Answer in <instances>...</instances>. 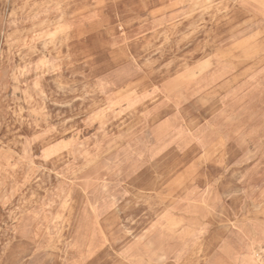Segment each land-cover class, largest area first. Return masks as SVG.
Wrapping results in <instances>:
<instances>
[{"label": "rangeland", "instance_id": "374dc122", "mask_svg": "<svg viewBox=\"0 0 264 264\" xmlns=\"http://www.w3.org/2000/svg\"><path fill=\"white\" fill-rule=\"evenodd\" d=\"M263 44L264 0H0V264H264Z\"/></svg>", "mask_w": 264, "mask_h": 264}, {"label": "bare ground", "instance_id": "6f19581e", "mask_svg": "<svg viewBox=\"0 0 264 264\" xmlns=\"http://www.w3.org/2000/svg\"><path fill=\"white\" fill-rule=\"evenodd\" d=\"M225 1H226V0H225ZM249 1H251V2H253V3H257L259 0H249ZM231 4H232V3H231ZM231 6H232V5H231ZM231 6H230V7H231ZM54 8H55V7H54ZM58 9H59V8H58ZM210 9H211V8H210ZM55 10H56V9H55ZM229 11H230V10H229ZM55 12H56V11H55ZM231 12H232V11H231ZM198 14H199V13H198ZM227 14H228V13H227ZM225 15H226V14H225ZM42 16H43V15H42ZM55 16H56V15H55ZM42 19H43V18H42ZM182 21H183V20H182ZM165 28H166V27H165ZM231 28H232V27H231ZM140 30H141V29H140ZM56 32H57V31H56ZM142 32H143V31H142ZM153 34H154V33H153ZM30 35H31V34H30ZM93 35H94V34H93ZM202 35H203V34H202ZM134 36H135V35H134ZM74 41H75V40H74ZM92 41H93V40H92ZM92 41H91V42H92ZM44 42H45V41H44ZM258 42H259V41H258ZM62 43H63V42L59 43L58 46H62ZM72 43H74V42H72ZM72 43H71V44H72ZM136 43H137V42H136ZM139 43H140V42H139ZM174 43H175V42H174ZM130 44H131V43H130ZM177 44H178V43H177ZM68 45H69V44H68ZM90 45H91V44H90ZM133 45H134V44H133ZM135 45H137V44H135ZM139 45H140V44H139ZM139 45H138V47H139ZM160 45H161V44H160ZM174 45H175V44H174ZM198 45H199V44H198ZM263 45H264V44H263ZM263 45H262V46H263ZM43 47H44V46H43ZM77 47H79V46H77ZM95 47H96V43H95ZM167 47H169V46H167ZM170 47H171V46H170ZM170 47H169V48H170ZM178 47H179V46H178ZM196 47H197V46H196ZM61 48H62V47H61ZM88 48H89V47H88ZM92 48H94V47H92ZM135 48H136V47H135ZM175 48H177V47H175ZM263 48H264V47H263ZM162 49H163V48H162ZM179 49H180V48H179ZM68 50H69V49H68ZM89 51H90V50H89ZM98 51H99V50H98ZM132 51H133V50H132ZM138 51H140V50H138ZM65 52H66V51H65ZM50 53H51V52H50ZM96 53H97V52H96ZM135 53H136V52H134L133 54H135ZM181 53H182V52H181ZM94 54H95V53H94ZM49 55H50V54H49ZM49 55H48V56H49ZM58 55H59V54H58ZM62 56H63V55H62ZM195 56H196V55H195ZM41 57H42V56H41ZM58 57H59V56H58ZM68 57H69V56H68ZM61 58H62V57H61ZM46 59H47V58H46ZM44 60H45V59H44ZM44 60H43V61H44ZM82 60H83V59H82ZM91 60H92V59H91ZM93 60H94V59H93ZM56 61H59V60H56ZM72 61H73V60H72ZM72 61H71V62H72ZM237 62L239 63V61H237ZM243 63H244V62H243ZM260 63H261V62H260ZM262 63H263V62H262ZM80 65H81V64H80ZM56 66L58 67V65H56ZM22 67H23V66H22ZM22 67H21V68H22ZM29 67H30V66H29ZM29 67H28V68H29ZM57 67H56V68H57ZM251 67H252V66H251ZM18 68H19V67H18ZM248 68L250 69V67H248ZM38 69H39V68H38ZM28 70H29V69H28ZM244 70H245V68H244ZM25 71H27V70H25ZM91 71H92V70H91ZM246 71H247V70H246ZM249 71H251V70H249ZM59 72H60V70H59ZM61 72H62V71H61ZM61 72H60V73H61ZM247 73H248V72H247ZM26 74H27V72H26ZM96 74H97V73H96ZM55 75H57V74H55ZM241 75H242V74H241ZM97 77H100V76L98 75ZM18 78H19V77H18ZM24 78H25V77H24ZM52 78H53V77H52ZM52 78H51V79H52ZM205 79H206V78H205ZM0 80H3V79H0ZM64 80H65V79H64ZM19 81H20V80H19ZM23 81H25V79H24ZM26 81H27V80H26ZM59 81H60V80H59ZM68 81H69V80H68ZM71 81H72V80H71ZM202 81H203V80H202ZM202 81H201V82H202ZM51 82H52V81H51ZM64 82H65V81H64ZM72 82H73V81H72ZM198 82H199V81H198ZM19 83H20V82H19ZM100 83H101V82H100ZM41 84H42V83H41ZM44 84H45V83H44ZM148 84H149V83H148ZM198 84H199V83H198ZM0 85H1V84H0ZM51 85H52V84H51ZM53 85H55V84H53ZM234 85H235V84H234ZM71 86H72V85H71ZM231 86H233V85H231ZM42 87H43V86H42ZM48 87H49V86H48ZM66 87H67V86H66ZM78 87H79V86H78ZM145 87H146V86H145ZM92 88H93V87H92ZM140 88H141V87H140ZM229 88H230V87H229ZM263 88H264V86H263ZM43 89H44V88H43ZM69 89H70V88H69ZM69 89H68V90H69ZM79 89H80V88H79ZM227 89H228V88H227ZM260 89H261V88H260ZM61 90H62V89H61ZM63 90H64V89H63ZM68 90H66V91H68ZM88 90H89V89H88ZM50 91H51V90H50ZM66 91H65V92H66ZM143 91H144V90H143ZM225 91H226V89H225ZM258 91H259V90H258ZM41 92H42V91H41ZM44 93H45V92H44ZM52 93H53V92H52ZM88 93H89V92H88ZM104 93H106V92H104ZM221 93H222V92H221ZM63 94H64V93H63ZM90 94H91V93H90ZM90 94H89V95H90ZM100 94H101V93H100ZM241 94H242V93H241ZM53 95H54V94H53ZM206 95H207V94H206ZM42 96H43V95H42ZM54 96H55V95H54ZM59 96H60V95H59ZM98 96H99V95H98ZM55 97H56V96H55ZM83 97H85V96H83ZM202 97H203V96H202ZM61 99H62V98H61ZM93 99H94V98H93ZM73 100H74V99H73ZM96 100H97V99H96ZM68 101H69V100H68ZM76 101H77V100H76ZM54 102H55V101H54ZM71 102H72V101H71ZM44 103H45V102H44ZM74 103H75V102H74ZM90 103H91V102H90ZM59 104H60V103H59ZM242 104H243V103H242ZM81 105H82V104H81ZM48 106H49V105H48ZM53 106H54V105H53ZM55 106H56V105H55ZM63 106H64V105H63ZM71 106H72V105H71ZM76 106H77V105H76ZM110 107H111V106H110ZM50 108H51V107H50ZM67 108H68V106H67ZM68 109H69V108H68ZM80 109H81V108H80ZM75 110H77V109H75ZM70 112H71V111H70ZM100 112H101V111H100ZM123 112H124V111H123ZM212 113H213V112H212ZM125 114H126V113H125ZM209 114H210V112H209ZM72 115H73V114H72ZM56 116H58V115H56ZM100 116H101V115H100ZM66 117H67V116H66ZM125 117H126V116H125ZM129 118H130V117H129ZM195 118H196V117H195ZM196 120H197V119H196ZM196 120H194V121H196ZM189 121H190V119H189ZM187 122H188V121H187ZM191 123H192V122H191ZM63 125H64V124H63ZM233 125H234V124H233ZM164 126H165V125H164ZM231 127H232V126H231ZM64 129H65V128H64ZM190 129H191V128H190ZM190 129H189V130H190ZM153 130H154V129H153ZM189 130H188V132H189ZM159 131H160V130H159ZM162 132H163V131H162ZM184 132H185V131H184ZM184 132H183V133H184ZM70 133H71V132H70ZM164 133H165V132H164ZM163 135H164V134H163ZM159 136H160V135H159ZM176 136H177V135H176ZM157 138H158V137H157ZM63 143H64V142H63ZM63 143H62V144H63ZM169 143H170V142H169ZM65 144H66V143H65ZM65 146H66V145H65ZM162 146H163V145H162ZM162 146H161V147H162ZM168 146H169V145H168ZM55 147H56V146H55ZM60 147H61V146H60ZM67 147H68V146H67ZM164 147H165V146H164ZM166 147H167V146H166ZM169 148H170V147H169ZM54 151H55V150H54ZM54 151H53V152H54ZM57 151H58V150H57ZM167 151H168V150H167ZM58 152H59V151H58ZM157 152H158V151H157ZM169 152H170V151H169ZM43 154H44V153H43ZM141 154H142V153H141ZM155 154H156V153H155ZM160 154H161V153H160ZM145 155H146V154H145ZM160 156H161V155H160ZM168 156H169V155H168ZM138 157H139V156H138ZM46 158H47V157H46ZM48 158H49V157H48ZM139 158H140V157H139ZM154 158H155V157H154ZM160 158H161V157H160ZM174 158H175V157H174ZM140 159H141V158H140ZM169 160H170V159H169ZM167 161H168V160H167ZM167 161H166V162H167ZM157 162H158V160H157ZM128 163H129V162H128ZM40 165H41V164H40ZM44 165H45V164H44ZM49 166H50V165H49ZM158 166H159V165H158ZM41 167H42V166H41ZM145 168H146V167H145ZM43 169H44V168H43ZM146 169H147V168H146ZM53 170H54V169H53ZM42 171H43V170H42ZM48 171H49V170H48ZM52 172H53V171H52ZM46 173H47V172H46ZM48 173H49V172H48ZM50 173H51V172H50ZM135 175H136V174H135ZM153 176H154V175H153ZM172 177H173V176H172ZM131 178H132V177H131ZM131 178H130L129 180H132ZM133 178H134V177H133ZM135 178H136V177H135ZM127 181H128V180H127ZM114 184H115V183H114ZM133 186H134V185H133ZM120 187H121V186H120ZM263 187H264V186H263ZM130 189H131V188H130ZM133 189H134V188H133ZM138 189H139V188H138ZM138 189H137V190H138ZM157 190H158V189H157ZM198 191H199V190H198ZM124 193H125V191H124ZM142 193H143V192H142ZM262 193H263V192H262ZM148 194H149V193H148ZM68 195H69V194H68ZM72 195H73V194H72ZM126 195H127V194H126ZM137 195H138V194H137ZM255 195H256V194H255ZM66 196H67V195H66ZM113 196H114V195H113ZM117 196H118V195H117ZM127 196H128V195H127ZM71 197H72V196H71ZM140 197H141V196H140ZM61 198H62V197H61ZM72 198H73V197H72ZM76 199H77V198H76ZM85 199H86V198H85ZM70 200H71V199H70ZM124 200H125V199H124ZM103 201H104V200H103ZM109 201H110V200H109ZM185 201H186V200H185ZM77 202H78V201H77ZM71 203H72V202H71ZM67 204H68V203H67ZM110 204H111V203H110ZM187 204H188V203H187ZM49 205H50V204H49ZM59 206H60V205H59ZM193 206H194V204H193ZM94 207H95V206H94ZM94 207H93V208H94ZM187 207H188V206H187ZM191 207H192V206H191ZM195 207H196V206H195ZM198 207H199V206H198ZM200 207H202V206H200ZM6 208H7V207H6ZM53 209H54V208H53ZM68 209L70 210V208H68ZM112 209H113V208H112ZM112 209H111V210H112ZM180 209H181V208H180ZM203 209H204V208H203ZM5 210H6V209H5ZM66 210H67V209H66ZM101 210H102V209H101ZM196 210H197V209H196ZM83 211H84V210H83ZM199 211H200V209H199ZM202 211H203V210H202ZM202 211H201V212H202ZM70 212H71V211H70ZM89 212H90V211H89ZM202 213H203V212H202ZM206 213H207V212H206ZM68 214H70V213H68ZM185 214H186V213H185ZM205 215H206V214H205ZM209 215H210V214H209ZM55 216H56V215H55ZM167 216H168V215H167ZM49 217H50V215H49ZM68 217H69V216H68ZM165 217H166V216H165ZM181 218H183V216H182ZM52 219H53V218H52ZM62 219H63V218H62ZM100 219H101V218H100ZM14 220H15V219H14ZM90 220H91V218H90ZM163 220H164V219H163ZM56 221H57V220H56ZM60 221H61V220H60ZM63 221H64V220H63ZM178 221H179V220H178ZM191 221H192V218H191ZM194 221H195V219H194ZM67 222H68V221H67ZM166 222H167V221H166ZM172 222H173V221H172ZM192 222H193V221H192ZM196 222H197V221H196ZM194 223H195V222H194ZM194 223H193V224H194ZM197 223H198V222H197ZM197 223H196V224H197ZM61 224H62V222H61ZM66 224H67V223H66ZM231 224H232V223H231ZM165 225H166V224H165ZM184 225H185V224H184ZM218 225H219V224H218ZM218 225H217V226H218ZM52 226H53V225H52ZM60 226H61V225H60ZM175 226H176V225H175ZM190 226H191V225H190ZM192 226H193V225H192ZM200 226H201V225H200ZM230 226H232V225H230ZM173 227H174V226H173ZM187 227H188V226H187ZM157 228H158V227H157ZM171 228H172V227H171ZM175 228H176V227H175ZM184 228H185V226H184ZM184 228H182L183 231H184ZM199 228H200V227H199ZM55 229H56V228H55ZM61 229H62V228H61ZM193 229H194V228H193ZM100 230H101V229H100ZM202 230H203V229H202ZM196 231H197V230H196ZM65 232H66V230H65ZM156 232H157V231H156ZM167 232H168V231H167ZM173 232H174V231H173ZM160 233H161V232H160ZM177 233H178V232H177ZM191 233H192V232H191ZM202 233H203V232H202ZM59 234H60V233H59ZM59 234H58V235H59ZM168 234H169V233H168ZM53 235H54V234H53ZM174 235H175V234H174ZM86 236H87V235H86ZM169 236H170V235H169ZM205 236H206V235H205ZM56 237H57V236H56ZM162 237H163V235H162ZM182 237H183V236H182ZM188 237H189V236H188ZM188 237H187V238H188ZM172 238H173V236H172ZM177 238H178V235H177ZM187 238H186V239H187ZM55 239H56V238H55ZM167 239H168V238H167ZM197 239H198V238H197ZM206 239H207V238H206ZM0 240H1V239H0ZM57 241H58V240H57ZM209 241H211V240H209ZM104 242H105V241H104ZM151 242H152V241H151ZM157 242H158V241H157ZM184 242H185V241H184ZM192 242H193V241H192ZM204 242H205V241H204ZM155 243H156V242H155ZM160 243H161V242H160ZM169 243H170V242H169ZM176 243H177V242H176ZM50 244H51V243H50ZM53 244H54V242H53ZM106 244H107V243H106ZM64 245H65V244H64ZM175 245H176V244H175ZM37 246H39V245H37ZM109 246H110V245H109ZM65 247H66V246H65ZM163 247H164V246H163ZM166 247H167V246H166ZM166 247H165V248H166ZM181 247H182V246H181ZM181 247H180V248H181ZM36 248H37V247H36ZM85 248H86V247H85ZM87 248H88V247H87ZM104 248H105V247H104ZM104 248H103V249H104ZM176 248H177V247H176ZM214 248H215V247H214ZM50 249H51V248H50ZM109 249H110V248H109ZM210 249H211V248H210ZM59 250H61V249H59ZM100 251H101V250H100ZM164 251H165V250H164ZM66 253H67V252H66ZM111 253H112V252H111ZM101 254H102V253H101ZM115 254H116V253H115ZM199 254H200V253H199ZM67 256H68V255H67ZM71 256H72V254H71ZM174 256H175V255H174ZM115 257H116V256H115ZM71 259H72V258H71ZM143 259H144V258H143ZM173 259H174V258H173ZM80 260H81V259H80ZM168 260H169V259H168ZM171 261H172V260H171ZM169 263H170V261H169ZM9 264H10V263H9ZM107 264H108V263H107Z\"/></svg>", "mask_w": 264, "mask_h": 264}]
</instances>
